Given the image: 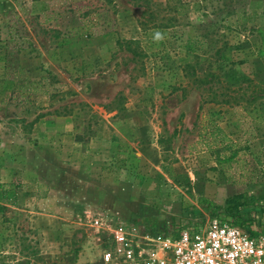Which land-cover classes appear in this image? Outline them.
<instances>
[{"label":"rangeland","instance_id":"obj_1","mask_svg":"<svg viewBox=\"0 0 264 264\" xmlns=\"http://www.w3.org/2000/svg\"><path fill=\"white\" fill-rule=\"evenodd\" d=\"M0 142V193L19 186L0 203V264H103L110 219L167 231L177 213L225 216L236 195L225 217L264 231V0H0ZM40 147L84 170L100 160L81 182L138 187L139 214L80 206L63 222L80 242L41 253L45 207L29 199L47 186L23 176Z\"/></svg>","mask_w":264,"mask_h":264},{"label":"built area","instance_id":"obj_2","mask_svg":"<svg viewBox=\"0 0 264 264\" xmlns=\"http://www.w3.org/2000/svg\"><path fill=\"white\" fill-rule=\"evenodd\" d=\"M108 221L103 264H264V231L210 212L177 213L167 231Z\"/></svg>","mask_w":264,"mask_h":264},{"label":"crops","instance_id":"obj_3","mask_svg":"<svg viewBox=\"0 0 264 264\" xmlns=\"http://www.w3.org/2000/svg\"><path fill=\"white\" fill-rule=\"evenodd\" d=\"M3 138L6 139V137ZM0 145H2V142H0ZM38 149H40L39 152L35 148L31 153L39 159V162L26 164L25 169H23L25 172L23 176L26 178L24 181L29 182L32 186L41 183L47 186L45 196H32L29 199L30 202L34 200L38 201L40 205L39 210L45 207V213L32 212V215L35 216V221L31 219L34 222L32 224L34 228L31 235L38 237L39 245L37 247L41 253H59L67 246V241L70 247L73 246L74 242H80L76 238H80L81 233H75L68 229L65 231L63 229V222L69 221L74 223L76 219L75 210L80 206L89 205L92 208L95 207V209L101 208L106 210L108 214L119 216L122 220L135 218L134 214H139L144 198L140 194L138 187L131 186L129 188L121 186V182L115 183L113 178L108 179L106 175L103 178L96 177L92 179L90 177V181L88 180L86 184H83L79 172L84 169L81 168L80 164H77L74 158L71 161H65L58 150L56 151L57 154H52L49 152L51 149L45 147ZM25 151L26 153L20 154L19 161L24 158L25 154L30 153L28 149ZM96 159H93L90 167H87V170L84 171L98 172L97 170L100 165L98 162L100 160L97 161ZM69 167H71L73 174L65 176L63 170ZM39 169H42V171H39ZM99 171H102L101 168H99ZM32 178L34 179L32 180ZM40 180L42 181L40 182ZM18 200L19 198L17 197L14 204ZM1 201L0 193V203ZM150 218L152 219V217ZM156 220L160 224L163 222L162 217H157ZM77 248L80 247L78 246ZM77 251L79 250L77 249Z\"/></svg>","mask_w":264,"mask_h":264},{"label":"trees","instance_id":"obj_4","mask_svg":"<svg viewBox=\"0 0 264 264\" xmlns=\"http://www.w3.org/2000/svg\"><path fill=\"white\" fill-rule=\"evenodd\" d=\"M83 28L85 27L79 26V27L73 28V30L75 31L74 37H86L87 39H92L93 37H95V34H92L88 29L83 30ZM227 60L228 58L225 57L223 61H227ZM18 188L19 186L14 185V184L3 186L2 191H1V197H2L3 202L6 204L14 203V201L17 199L16 190ZM242 198H243L242 196L236 195L226 200L224 210H222L225 216L231 217V216L238 215L239 210L241 209V207H243V203H240V200ZM207 205H208L207 207L208 210H210L211 204H207Z\"/></svg>","mask_w":264,"mask_h":264},{"label":"clouds","instance_id":"obj_5","mask_svg":"<svg viewBox=\"0 0 264 264\" xmlns=\"http://www.w3.org/2000/svg\"><path fill=\"white\" fill-rule=\"evenodd\" d=\"M154 39H155V40H160V39H162L161 33L156 32V33H155V36H154Z\"/></svg>","mask_w":264,"mask_h":264}]
</instances>
